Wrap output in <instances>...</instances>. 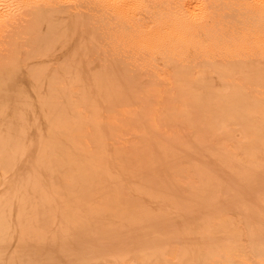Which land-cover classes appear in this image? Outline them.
<instances>
[{
  "label": "bare ground",
  "instance_id": "1",
  "mask_svg": "<svg viewBox=\"0 0 264 264\" xmlns=\"http://www.w3.org/2000/svg\"><path fill=\"white\" fill-rule=\"evenodd\" d=\"M8 2L0 264H264V0Z\"/></svg>",
  "mask_w": 264,
  "mask_h": 264
},
{
  "label": "rangeland",
  "instance_id": "2",
  "mask_svg": "<svg viewBox=\"0 0 264 264\" xmlns=\"http://www.w3.org/2000/svg\"><path fill=\"white\" fill-rule=\"evenodd\" d=\"M8 0H0V14L1 13H12L15 11L14 5H9ZM164 96H171L170 92L164 94ZM141 101H145V98H140L136 103L134 102L133 106L128 108L124 113H121L117 116L116 128L119 131V137L117 143L122 145V149L130 157L133 163L148 161V158L151 156L150 140L148 138V131L144 129L143 126L139 124L138 115L142 109ZM179 123L181 125H179ZM179 123H161L158 127L159 140L169 139V142L177 140V144L180 143L179 139L186 137L187 135H192L193 129L189 123L179 122ZM146 134V135H145ZM164 136V137H162ZM161 138V139H160ZM174 138V139H173ZM175 142V141H174ZM170 145H176L170 143ZM186 177L183 180V184L187 183H196L197 177L192 170L191 164L183 166ZM105 245L109 246V243L105 242ZM135 261H132L134 264Z\"/></svg>",
  "mask_w": 264,
  "mask_h": 264
}]
</instances>
